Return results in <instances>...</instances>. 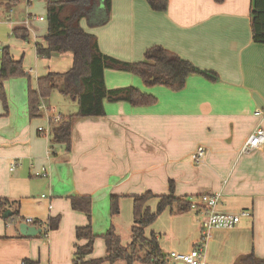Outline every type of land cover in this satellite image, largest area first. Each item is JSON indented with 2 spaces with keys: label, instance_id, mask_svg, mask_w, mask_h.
<instances>
[{
  "label": "crops",
  "instance_id": "obj_1",
  "mask_svg": "<svg viewBox=\"0 0 264 264\" xmlns=\"http://www.w3.org/2000/svg\"><path fill=\"white\" fill-rule=\"evenodd\" d=\"M8 1L0 0V18L4 15V23L12 27V17L23 1L15 5ZM252 4L253 0H169L167 8L159 11L147 0H111L105 24L92 25L83 19L82 27L96 35L107 55L135 62L159 45L214 72L217 80L194 74L182 90L173 91L162 85L147 86L130 72L106 69L108 88L135 86L154 95L157 102L133 106L127 101H106L105 115L74 119L70 147L52 143L54 125L47 126L44 110L40 116L30 115L28 88L20 97L14 91L15 81L6 82L8 108L0 101V197L18 205L0 213V264L23 260L75 264L77 244L86 243L77 239L76 229L87 224L102 238L114 226L126 245L131 241L134 216L128 225L122 216L133 208V196L153 192L155 197L147 206L155 210L157 196L171 189L190 201L221 192L219 211L250 210L251 215L241 217L234 228L212 231L207 245L210 263L241 264L252 252L264 259V145L244 151L250 135L264 128V44L253 41ZM45 5L47 16V0ZM18 22L12 30L22 26L30 30L24 17ZM46 33L36 40L35 48L37 42L44 43ZM41 58L48 61L47 73L65 72L73 64L70 52ZM40 76L30 88H38ZM47 100L45 104L52 107ZM72 102L76 105L62 115L77 113L78 104ZM40 126L50 129L48 135L39 131ZM199 146L206 155L198 165L192 155ZM114 194L120 195V212L111 215ZM74 195L92 197L91 218L72 207ZM192 209L172 213L168 207L162 212L171 214L170 227L163 236L157 233L164 252H188L199 242L204 211ZM7 210L11 211L7 217L17 211L18 220L23 221H6ZM25 217L43 222L58 217L59 223L47 235L29 237L20 232ZM151 233L147 227L146 234ZM101 242L95 240L88 259L106 256L104 238L103 247L98 245Z\"/></svg>",
  "mask_w": 264,
  "mask_h": 264
},
{
  "label": "trees",
  "instance_id": "obj_2",
  "mask_svg": "<svg viewBox=\"0 0 264 264\" xmlns=\"http://www.w3.org/2000/svg\"><path fill=\"white\" fill-rule=\"evenodd\" d=\"M155 10H165L169 0H147ZM223 2L224 0H215ZM20 0H9V5H15ZM111 12V0H47V33L44 43L37 42V54L50 58L55 54L70 52L73 54L72 67L65 72H49L38 78V88H29L28 106L32 117L41 115V101L47 99L55 90L78 104V111L70 116H64L52 129V143L65 144L70 147L72 126L75 118L105 115V102L127 101L133 106L153 105L157 98L135 86L108 88L105 82V70L116 69L139 76L147 86L162 85L173 91L182 90L190 75H203L217 80L212 71L202 70L191 61L159 45L146 50L145 58L140 61H123L100 50L96 35L86 31L81 21L87 19L90 24H105ZM252 35L255 43L264 44V0H253L251 9ZM13 34L28 40L31 33L26 27H15ZM22 59H16L8 46L2 50L0 65V101L8 108L9 96L6 82L25 75ZM131 241L124 245L121 237L111 226L102 236L106 244V256L91 258L87 256L94 250L98 236L91 224L79 226L76 229L77 239L86 240L85 244H77L75 264H115L124 261L125 264H167V253L162 249L158 234L152 231L146 234L150 226L170 207L172 213H183L192 209V202L185 197L169 194L158 195L159 203L155 210L147 206V202L155 197L151 191L134 195ZM17 201L0 197V213L12 207ZM72 207L82 211L91 218L93 200L88 195L71 196ZM18 205V203H17ZM111 215L120 212V195H112L110 199ZM18 220L17 211L6 218V221ZM21 221V222H22ZM59 219L51 218L43 235L58 226ZM46 226L45 224H42ZM27 264H34L26 260ZM238 264V263H237ZM241 264H264V259L258 258L253 252L245 255Z\"/></svg>",
  "mask_w": 264,
  "mask_h": 264
},
{
  "label": "rangeland",
  "instance_id": "obj_3",
  "mask_svg": "<svg viewBox=\"0 0 264 264\" xmlns=\"http://www.w3.org/2000/svg\"><path fill=\"white\" fill-rule=\"evenodd\" d=\"M22 1L23 2L19 6L20 11L17 12L12 17V21H11L12 27L9 24L10 25L9 26L10 28H9L8 25L4 23V17H5L4 15H2V18H0L1 19L0 21V46H1L0 47V63H1V57H2V50L6 46L9 47L10 52L14 54L15 56H18L19 58L23 57L22 62H23L24 69L26 70L25 71L26 74L20 77L13 78L12 80V81H15L14 91L17 94V96H20V97L22 96V93L24 92V87L28 88V90L30 86L35 87L36 82H37V77L42 74H46L48 72V69H47L48 61H46L44 58L39 57L36 53V48H35L36 40H38L40 36L44 34L45 30H47L45 0H32V3H28V0H22ZM41 15H43L44 17L43 20L38 19V17ZM23 17L26 19L28 25L30 26L31 35L28 40H24L22 38L16 37L13 34V30H12L14 26L19 24L18 21L21 20ZM5 19L7 22H10L9 20H7V17ZM27 72L30 73L31 75L30 77L29 75H27L28 74ZM16 81H19V82H16ZM48 98L50 99V102L57 108V111L62 114L63 113L69 114V110H71V105L72 107L73 105H76L71 100H68L67 98H65V96L59 90L53 91ZM47 99L42 100L41 103L47 102L48 101ZM53 105L52 107H54ZM50 126H52V124ZM170 215L171 214L169 212H164L163 214H161L155 220L154 223L148 226V230L150 232L154 231L156 233H161L163 236L164 230H167V228L170 227V218H169ZM122 218L126 225H128L130 221L132 224L133 208L130 207L128 208V210L124 211ZM172 229L175 230L179 228L178 226H173ZM125 231L127 234L129 233L127 228L125 229ZM125 238L126 240H128V235H126ZM96 240L100 242L102 241L101 243H98L100 247L104 246L103 238L101 236H97Z\"/></svg>",
  "mask_w": 264,
  "mask_h": 264
},
{
  "label": "built area",
  "instance_id": "obj_4",
  "mask_svg": "<svg viewBox=\"0 0 264 264\" xmlns=\"http://www.w3.org/2000/svg\"><path fill=\"white\" fill-rule=\"evenodd\" d=\"M40 19L43 20L44 18L40 17ZM40 109L45 111L47 126L50 128L52 127L50 126L51 124L56 125L63 118V115L61 113H59L55 108L48 107L45 103H41ZM48 127L40 126L39 131L48 135V133L50 132V129ZM263 145L264 128L258 127L248 138L244 146V151L251 152L261 148ZM205 155V148L203 146H199L193 153L192 160L195 164L199 165L204 162ZM14 164L12 165L11 170L15 169ZM43 175L45 176L47 175V173L44 172ZM43 197H45V195H43ZM221 198L222 193L215 192L211 194H202L197 198V200H191L193 207L202 208L204 211L200 240L197 245H195L193 249L188 252L172 250L167 253V264H212L207 260V245L212 231L217 228H234L240 222L241 217H248L251 215L250 210H242L238 214L219 211L218 206L221 202ZM24 222L31 225H40V227L44 231L46 230L48 224V222L36 220L33 217H25ZM42 224H45L46 226H43ZM20 264H27V261L23 260Z\"/></svg>",
  "mask_w": 264,
  "mask_h": 264
},
{
  "label": "water",
  "instance_id": "obj_5",
  "mask_svg": "<svg viewBox=\"0 0 264 264\" xmlns=\"http://www.w3.org/2000/svg\"><path fill=\"white\" fill-rule=\"evenodd\" d=\"M11 214L10 210H7L5 213V217ZM20 232L25 236H36L43 232V229L40 227H36L35 225L28 224L26 222L20 225Z\"/></svg>",
  "mask_w": 264,
  "mask_h": 264
}]
</instances>
